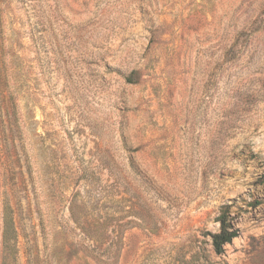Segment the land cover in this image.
I'll return each instance as SVG.
<instances>
[{
  "label": "rangeland",
  "instance_id": "obj_1",
  "mask_svg": "<svg viewBox=\"0 0 264 264\" xmlns=\"http://www.w3.org/2000/svg\"><path fill=\"white\" fill-rule=\"evenodd\" d=\"M92 251L264 264V0H0V264Z\"/></svg>",
  "mask_w": 264,
  "mask_h": 264
},
{
  "label": "trees",
  "instance_id": "obj_2",
  "mask_svg": "<svg viewBox=\"0 0 264 264\" xmlns=\"http://www.w3.org/2000/svg\"><path fill=\"white\" fill-rule=\"evenodd\" d=\"M226 213H221L217 219L219 224V229L217 232L210 235V245L212 247V251L216 255H221L224 252V246L231 243L234 238L238 236V230L236 229L234 223L228 221L226 217ZM10 230V220L7 218L5 219V239H7L8 232ZM7 233V235H6ZM95 252L99 257L104 255V259L99 262L103 264H112L108 262L109 259L113 258L110 257L109 254L99 253V251H92ZM117 258V254L114 256ZM97 261L99 259L95 258Z\"/></svg>",
  "mask_w": 264,
  "mask_h": 264
}]
</instances>
